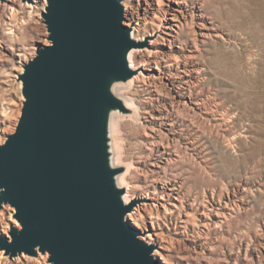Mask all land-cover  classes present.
Masks as SVG:
<instances>
[{
  "label": "rangeland",
  "instance_id": "1",
  "mask_svg": "<svg viewBox=\"0 0 264 264\" xmlns=\"http://www.w3.org/2000/svg\"><path fill=\"white\" fill-rule=\"evenodd\" d=\"M119 1L144 44L125 90L138 117L120 121L119 141L132 202L147 206L125 222L159 264H264V0ZM48 6L0 0V145L23 113L26 66L52 45ZM13 229L2 202L0 236ZM39 250L7 255L53 264Z\"/></svg>",
  "mask_w": 264,
  "mask_h": 264
},
{
  "label": "water",
  "instance_id": "2",
  "mask_svg": "<svg viewBox=\"0 0 264 264\" xmlns=\"http://www.w3.org/2000/svg\"><path fill=\"white\" fill-rule=\"evenodd\" d=\"M52 45L41 47L22 75L26 101L19 125L0 145V203L17 209L0 250L51 254L53 264H159L154 248L125 222V204L109 166L105 121L122 107L114 79L134 75L131 39L119 0H48Z\"/></svg>",
  "mask_w": 264,
  "mask_h": 264
},
{
  "label": "bare ground",
  "instance_id": "3",
  "mask_svg": "<svg viewBox=\"0 0 264 264\" xmlns=\"http://www.w3.org/2000/svg\"><path fill=\"white\" fill-rule=\"evenodd\" d=\"M6 4V3H5ZM126 14V13H125ZM179 15L178 13L173 14L171 20L174 22L179 21ZM179 23V22H178ZM130 35H134V33L137 31V27L135 25H139L138 23H130ZM177 33L178 30L181 29V25L177 24ZM142 39V38H141ZM141 52V49L139 48H133L130 49L127 54H126V61L128 63V66L130 68H136L137 64L135 63V56L137 57ZM130 62V63H129ZM139 77L137 75H134L132 77H127L124 80H112L111 84L109 86L111 94L121 102L122 107H109L107 110L106 114V121H105V137H106V152H107V160L109 163V166L117 170L118 172L113 178L114 185L117 189L121 191V199L125 204H130L132 203L133 197L131 196L132 194L130 193V188H129V182L127 180V175L129 172L132 170L131 165H127L125 161H123L122 158V149L119 141L120 137V129H119V124L120 121L124 120L126 116L130 113H133L135 117H138V109L135 108L134 100L130 99V97L126 94V89L130 86H132L138 79ZM131 109L132 111H130ZM133 115V116H134ZM129 116V115H128ZM131 118V117H130ZM125 168L124 169L122 168ZM147 206L146 202H139L136 204V206L130 211L128 214L133 216L134 213L138 211V215L141 216L140 211L144 210L143 207ZM10 208V207H9ZM127 214V215H128ZM134 220V218L132 217ZM7 236L9 238H12L11 233L8 234ZM141 238L146 239L145 236L140 235ZM41 252V257L46 258L44 256L45 253H42L41 250H39L38 253ZM156 252V251H155ZM22 257L27 258L28 256L24 255ZM17 260H21V257L15 258ZM13 260L10 259L9 255H7L6 250H1L0 251V264H13Z\"/></svg>",
  "mask_w": 264,
  "mask_h": 264
}]
</instances>
